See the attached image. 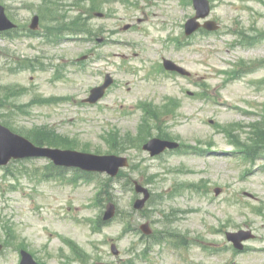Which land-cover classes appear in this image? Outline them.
Returning a JSON list of instances; mask_svg holds the SVG:
<instances>
[{
	"label": "rangeland",
	"instance_id": "374dc122",
	"mask_svg": "<svg viewBox=\"0 0 264 264\" xmlns=\"http://www.w3.org/2000/svg\"><path fill=\"white\" fill-rule=\"evenodd\" d=\"M211 1L219 33L188 40L191 0H1L22 25L38 14L41 26L60 31L81 19L78 29L102 41L0 38V119L22 134L70 139L74 149L126 155L130 169L122 174L162 196L142 216L131 215L140 195L121 180L113 197L118 213L99 228L108 201L96 204L97 183L69 182L72 170L43 179L47 161L38 158L13 164L17 178L0 168V264H19L22 248L42 264H264V159L245 160L235 147L260 148L249 135L264 118V0ZM240 26L261 41L236 43ZM26 58H44L52 68L20 71L17 62ZM164 58L191 76L164 72ZM107 72L115 81L105 97L83 103ZM159 135L199 151L153 158L121 144L125 136L142 144ZM147 220L155 231L182 236L185 248L143 245L132 224ZM241 230L251 237L239 252L226 233Z\"/></svg>",
	"mask_w": 264,
	"mask_h": 264
},
{
	"label": "water",
	"instance_id": "95a60500",
	"mask_svg": "<svg viewBox=\"0 0 264 264\" xmlns=\"http://www.w3.org/2000/svg\"><path fill=\"white\" fill-rule=\"evenodd\" d=\"M195 6L198 10L197 16L190 19L187 26V33L190 34L195 31L200 23L197 21L199 17H206L210 13V4L208 0H194ZM12 22L9 21L4 13V7L0 5V29L8 28L12 26ZM38 24V17L35 16L33 27ZM206 27L210 29H216L218 26L215 22H207ZM166 65L168 68H175L176 66L171 62L167 61ZM182 72H186L183 68L177 67ZM112 83V78H108L106 83L93 90L91 101H97L104 95L105 89ZM177 144L174 142L152 139L149 141L145 148L151 150L152 154H158L163 151L166 147H175ZM26 156H47L52 158L56 164L64 166H79L83 169L90 171H101L107 172L112 176H115L121 167L128 165V159L126 157L118 156L115 154L110 155H99L89 152H82L73 149H60L51 147L37 146L29 139L14 133L8 127L0 124V165L7 164L12 157L21 158ZM139 192L145 193V198L140 199L136 202V207L140 208L145 204V201L149 198V192L140 185H137ZM115 214V205L110 203L106 211L105 219H110ZM142 230L149 234L151 233L150 224L147 222L142 225ZM228 238L234 241L235 245L242 248L241 241L246 238L243 237L242 233H229ZM2 245L0 244V250ZM115 252V246H113ZM22 261L21 264H39L32 254L26 250H22Z\"/></svg>",
	"mask_w": 264,
	"mask_h": 264
},
{
	"label": "trees",
	"instance_id": "16d2710c",
	"mask_svg": "<svg viewBox=\"0 0 264 264\" xmlns=\"http://www.w3.org/2000/svg\"><path fill=\"white\" fill-rule=\"evenodd\" d=\"M81 19H73L72 21H70L69 26L71 29L73 30H77L80 26L83 25V23H81ZM78 31V30H77ZM30 60L26 59V64L28 65ZM11 128H13L12 126H10ZM251 135L249 136L251 139H255V143L260 147V155L263 154L264 151V120H262L261 122H256L252 125V130H251ZM35 136L33 137V134H26L27 137H29L32 141H34L37 144L40 145H50V146H63V147H69V148H73L74 145L71 143L73 142L70 139H58L54 136H52V134L48 133V132H44V131H36L35 132ZM249 138V139H250ZM127 142H133V138L132 136H127L125 138L122 139L121 144L122 145H127ZM124 148H121L117 151H123ZM47 168V172H49L50 175H53L57 172V170L59 168L55 167L52 163L48 164L46 166ZM53 173V174H52ZM82 175H85V178H92L93 176L98 177L97 175L93 174V173H89V172H83ZM114 181V179H110L109 182ZM105 187H107L106 183H104L103 185V189H102V194L103 195H109L111 194L110 192H108V189H105Z\"/></svg>",
	"mask_w": 264,
	"mask_h": 264
}]
</instances>
